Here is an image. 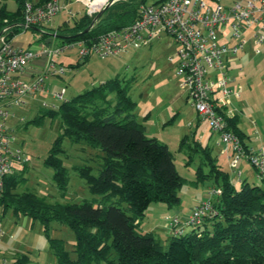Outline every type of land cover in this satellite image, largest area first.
I'll list each match as a JSON object with an SVG mask.
<instances>
[{
    "label": "trees",
    "instance_id": "trees-1",
    "mask_svg": "<svg viewBox=\"0 0 264 264\" xmlns=\"http://www.w3.org/2000/svg\"><path fill=\"white\" fill-rule=\"evenodd\" d=\"M13 1L16 9L10 11L7 0H0V32L5 26L3 21L8 20L9 25H14L13 35H17L22 31L17 23L26 0ZM48 1L37 0V4ZM143 3L144 0L115 1L83 35L79 34L89 27L95 15L84 13L72 18L71 25L64 21L56 30L48 31L62 44L94 40L134 22ZM41 30L46 31L44 27ZM86 61L69 67L76 69ZM129 88V81L116 75L64 101L56 111L46 110L31 121L39 126L47 116L59 119L61 135L44 159V166L54 172L53 183L59 192L65 191L69 179L60 159L64 139L102 152L98 174L93 175L86 165L74 168L89 192L99 199L59 204L48 203L31 192L17 194L14 191L25 183V178L16 171L5 181L0 206L15 216H27L41 223L56 264H264V173L256 175L259 186L243 180L236 189L229 175L215 165L210 149L196 140L190 143L186 136L179 148L192 151L188 163L193 153L202 154L192 183L197 185L212 176L217 182L221 180L219 195L212 198L216 215L204 218L182 235L171 236L166 248L152 234L138 230L151 204L172 208L179 203L178 193L186 180L176 172L167 146L145 135V127L133 113L135 103ZM226 122L227 131L249 152L247 136L237 126L238 116ZM205 162L210 167L207 174L202 171ZM51 222L73 231L75 259L70 258L61 240L48 236ZM24 259H17L15 264H23Z\"/></svg>",
    "mask_w": 264,
    "mask_h": 264
},
{
    "label": "rangeland",
    "instance_id": "rangeland-1",
    "mask_svg": "<svg viewBox=\"0 0 264 264\" xmlns=\"http://www.w3.org/2000/svg\"><path fill=\"white\" fill-rule=\"evenodd\" d=\"M109 1L107 0L103 7ZM159 1L144 0L143 4L150 6ZM6 4L8 10L16 9L13 0H7ZM69 10L73 15L68 14ZM84 13H86V9L83 3L70 0V4L65 10L44 26L46 31L42 30V32L47 35L42 36L39 32L28 29L18 33L13 42L22 46L24 50L36 49L40 46L46 48L47 44L59 47L62 45L61 41L54 38L55 34L48 30H56V27L64 21H68L71 25L72 18L80 17ZM246 37H243L246 40L243 51L237 53L226 68V75L230 79L228 87L239 94L238 98L231 97L228 111L238 116V126L247 135L249 148L254 152H264V48L257 46L251 38ZM177 50L178 46L173 39L162 35L150 47L130 49L120 57H108L104 61L93 56L90 57L84 68L77 69H69L70 65H75L78 62L77 48L63 51L59 56L58 63H61L66 69L64 74L60 77H48L45 80V89L48 92L25 96L20 106L10 109V116L5 121L8 134L14 137L15 146L22 155V163L16 164L14 168L21 172L25 178V183L17 187L14 192L17 194L31 192L48 203L59 204L80 203L83 200L100 198L89 192L84 179L78 175L74 168L86 165L91 167L93 175L98 174L102 165V152L64 139L62 142L64 153L60 155V159L63 167L67 170L69 179L65 191L59 192L53 183V170L44 166V159L52 143L61 135L59 119L47 116L39 126L32 124L31 121L46 110L56 111L64 101L85 92L84 88L87 85L84 82L89 81L92 74L94 77L99 76V73L101 74L104 70L110 74L107 77L105 73H102L104 78L107 77L106 80L120 75L129 81V96L135 103L133 112L136 113L137 121L144 127L150 126L149 130L145 131V135L147 138H155L167 146L173 156L176 172L186 180V184L180 188L178 193L179 203L172 207L173 212L179 209L178 216L182 223H186L193 207L197 205H195L196 200L201 197L207 198L213 190L219 191L217 189L221 182V180L217 182L212 176L197 185L192 183L195 180L202 154L193 153L191 162L188 163L192 151L188 147L179 148L183 134L189 136L196 131L194 134L196 139L191 137L189 142L196 140L203 147L209 144L211 157L216 158L215 165L229 175V180L236 189L240 188L243 180H247L250 185L259 186L260 181L256 175L254 176L255 170L246 160H239L236 167L232 169L230 160L227 161L226 156L219 155L221 147H224L220 142V134L209 128L208 122L197 115L184 97L181 101L174 103L175 107L182 108V112L176 116L173 124L162 127L157 121V113L161 110H166L168 119L172 117V113L170 114L167 109L171 104V101L168 100L170 95L181 91L187 97V92L181 89L183 78L176 72ZM256 50H260V53L256 54ZM37 69L41 70L40 67ZM97 85L98 83H96ZM62 92V99L53 97L54 93ZM190 123H194L191 130L188 126ZM202 171L204 174L210 171L206 162L202 165ZM151 205L152 208L145 214L147 218L144 221L146 219L147 222L155 220L158 212L156 207H167L161 203ZM191 227L187 226L186 228L191 229ZM155 234L157 235L159 232H155ZM48 236L61 240L70 258H76L75 236L68 226L51 222ZM159 240L166 248L168 239L164 233ZM23 257H25L23 264L57 263L49 249V241L41 223L27 216H15L11 210H4L0 206V264H15L17 259Z\"/></svg>",
    "mask_w": 264,
    "mask_h": 264
},
{
    "label": "built area",
    "instance_id": "built-area-1",
    "mask_svg": "<svg viewBox=\"0 0 264 264\" xmlns=\"http://www.w3.org/2000/svg\"><path fill=\"white\" fill-rule=\"evenodd\" d=\"M91 3L86 4L89 16L96 13ZM66 7V0H50L40 5L37 0H26L18 28L42 31L41 27ZM68 14L73 15L71 10ZM3 23L5 26L0 32V195L6 179L17 171L14 166L22 163L21 151L5 126L9 111L20 106L25 96L48 92L45 80L60 77L66 70L58 63L63 51L76 47L80 60L93 56L120 57L130 49L150 45L162 35L171 37L178 46L176 72L183 78L181 89L187 92V101L197 115L208 122L212 131L220 134V142L231 152V168L244 159L257 176L264 173V152L246 151L239 139L227 131L226 122L235 116L228 111L231 97H239L228 87L230 79L226 68L234 56L243 51L246 44L243 37L251 38L264 48V0H161L150 6L142 5L134 22L97 39L64 43L59 47L47 44L46 48L29 50L14 44V25H9L8 20ZM255 53L259 54L260 50ZM37 60H42L41 70L31 71V64ZM53 97L60 100L63 92L54 93ZM218 193L213 190L193 207L183 226L194 227L204 218L215 216L212 197ZM183 226L176 216L168 222L173 235H182Z\"/></svg>",
    "mask_w": 264,
    "mask_h": 264
},
{
    "label": "crops",
    "instance_id": "crops-1",
    "mask_svg": "<svg viewBox=\"0 0 264 264\" xmlns=\"http://www.w3.org/2000/svg\"><path fill=\"white\" fill-rule=\"evenodd\" d=\"M67 1V5L68 4H70V0H66ZM75 1H78V2H81V3H83L84 4V7H85V9H86V14H88L87 13V10H88V8H87V6H86V4H87V2H89V1H91L92 3H91V5L93 6V8L94 9H97V7L98 6H101L100 4H99V0H75ZM159 40V39H158ZM158 40H154V41H158ZM153 41V42H154ZM152 42V43H153ZM152 43L150 44V45H148V46H144V47H141V48H147V47H150L151 45H152ZM19 46V45H18ZM90 58H88L87 59V61L82 65V66H80V67H78V68H84L88 63V60H89ZM106 59H108V58H103V59H101V58H99V60H106ZM79 62H81V60L79 59V57H78V62H76V63H79ZM42 64V60H37V61H35L33 64H31V66H30V70L31 71H36V70H38L37 68H39L40 67V65ZM61 64V63H60ZM69 69H71L70 67H69ZM77 69V68H76ZM29 70V71H30ZM102 73H105V75L108 77V75H110V74H108V72L106 73V71L104 70V71H102L101 72V74L99 73V76H95L94 77V75L92 74L90 77H89V81H87V82H84V84L85 85H87V86H85V90H87V89H89V88H92V87H95L96 86V83H98V84H100V83H102V82H104L105 80H106V78H104V76H102ZM171 85V84H170ZM86 87H89V88H86ZM77 88V87H76ZM78 89V88H77ZM65 93V92H64ZM71 95H73V94H71ZM182 97H184V99H185V101L187 100V98H186V95L184 94L183 95V93L180 91V92H176L175 94H173V95H170L169 96V98H168V100H170L171 101V104L169 105V107H167V109H168V112H170V114L172 113V117L171 118H169L168 119V114H167V112H166V110H161L160 112H158L157 113V121L160 123V125H162V127H165L166 125H169V124H173V122H174V120H175V118H176V116L178 115V114H180L181 112H182V108H179V107H175V102L177 101H181L182 100ZM171 107V108H170ZM183 107H185V106H183ZM134 113V112H133ZM135 115H136V113H134ZM150 115V114H149ZM137 118V117H136ZM193 124L194 123H190L188 126H189V130H191L192 129V126H193ZM237 126H238V124H237ZM149 128H150V126H145V131L147 130H149ZM238 128H239V126H238ZM240 129V128H239ZM241 130V129H240ZM242 131V130H241ZM243 132V131H242ZM196 133V131H194V134ZM244 133V132H243ZM194 134H192V135H189V136H187V134H183V137H188L189 138V140H190V138L192 137V138H194V139H196L195 138V136H194ZM245 134V133H244ZM246 135V134H245ZM247 136V135H246ZM182 137V138H183ZM247 139H248V137H247ZM247 139L245 140L246 141V143H247ZM181 141V140H180ZM248 145V144H247ZM205 147H207L208 149H209V144H207ZM219 155H222V156H226V160L228 161V160H230L229 159V157H230V155H231V152H230V150L228 149V148H226V147H221V149H220V151H219ZM214 163H216V158L214 157ZM219 167V166H218ZM220 168V167H219ZM221 169V168H220ZM250 173H253V172H250ZM249 174V172L247 173V175ZM240 175H241V173H240ZM256 175V173L254 172V176ZM246 177H248V176H246ZM202 198L203 197H201V198H199L198 200H196V202H195V205L196 204H198L201 200H202ZM201 199V200H200ZM204 199V198H203ZM152 205H150L149 206V208L146 210V212H145V214H147V212L150 210V208H152L151 207ZM157 206V205H156ZM157 209V216L154 218L155 220H152L151 222H147V219H146V221H144L145 220V218H147V217H145L146 215H144V217L142 218V220L139 222V224H138V229H139V231L140 232H142V233H150V234H152L154 237H156V236H158L159 238L161 237V235H162V233H164V235L167 237V239L169 240V238L171 237V236H173V234L171 233V231L169 230V228H168V222H169V219L171 218V217H173V216H176L178 219H179V222H180V224L183 226L185 223H182L181 221H180V218H179V209L178 210H175V212H173V209L172 208H169V207H162V206H159V207H156ZM172 212V213H171ZM187 226H183V233H186V232H188L190 229H187L186 228ZM155 232H159V234H155ZM161 233V234H160ZM159 238H158V240H159ZM168 240H166V241H168ZM160 241V240H159ZM161 243V242H160Z\"/></svg>",
    "mask_w": 264,
    "mask_h": 264
},
{
    "label": "water",
    "instance_id": "water-1",
    "mask_svg": "<svg viewBox=\"0 0 264 264\" xmlns=\"http://www.w3.org/2000/svg\"><path fill=\"white\" fill-rule=\"evenodd\" d=\"M115 1H117V0H111L108 3H106V5H104V7H102V9L96 13V15L94 16L93 21L89 25V27L87 29H85L83 32H81L79 35H83V34H86L87 32H89L91 30V28L93 27V25L96 23V21L101 17V15L103 14V12L110 5H112ZM31 30L34 31V32H40V29H37V28H31ZM79 35H77V36H79Z\"/></svg>",
    "mask_w": 264,
    "mask_h": 264
},
{
    "label": "bare ground",
    "instance_id": "bare-ground-1",
    "mask_svg": "<svg viewBox=\"0 0 264 264\" xmlns=\"http://www.w3.org/2000/svg\"><path fill=\"white\" fill-rule=\"evenodd\" d=\"M107 0H99V4L101 5V6H98L97 7V9H94L93 8V6L91 5V9L93 10V11H98L99 9H101L102 7H103V4L106 2ZM218 195H219V193H218ZM218 195H216V196H218ZM216 196H214V197H216ZM214 197H212V198H214Z\"/></svg>",
    "mask_w": 264,
    "mask_h": 264
}]
</instances>
